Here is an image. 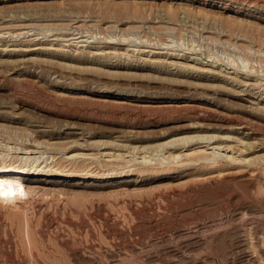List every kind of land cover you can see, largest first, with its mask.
I'll use <instances>...</instances> for the list:
<instances>
[{
  "label": "rangeland",
  "instance_id": "374dc122",
  "mask_svg": "<svg viewBox=\"0 0 264 264\" xmlns=\"http://www.w3.org/2000/svg\"><path fill=\"white\" fill-rule=\"evenodd\" d=\"M0 142L30 189L0 264H264V0H0Z\"/></svg>",
  "mask_w": 264,
  "mask_h": 264
},
{
  "label": "bare ground",
  "instance_id": "6f19581e",
  "mask_svg": "<svg viewBox=\"0 0 264 264\" xmlns=\"http://www.w3.org/2000/svg\"><path fill=\"white\" fill-rule=\"evenodd\" d=\"M168 11H169V14L171 16L169 20H173L174 22H168L167 21L168 24H166L165 28L168 30H174V29H176L175 26L179 25L177 22L180 23L179 13H178L177 9H174L173 7L169 8ZM205 16H207V14H205ZM172 25H174V26H172ZM186 30H187V28H186ZM170 35L171 34H169V36ZM207 37L211 38V40L214 39V37L213 38L209 37V36H207ZM110 39H111V37H110ZM191 40H192V42H194L193 39H191ZM218 40H220V38ZM195 51H197V50H195ZM203 53L206 54L205 52H203ZM209 58H211V57H209ZM230 59L227 61V64L229 66L231 65L236 70L242 69V70H245L246 72H248L249 74H255L257 77H260L258 70L249 65L250 61L247 58H245V57L240 58V60H241L240 62H237V60H235V59H231V60ZM194 139L200 140L201 143H208V142H211L213 139H215V136H212V135L211 136H182V137L173 138V139H170L167 141H163V142L151 145L149 147L135 146L134 147V154H131L129 156L128 161L129 162H139V163L141 162L144 164H164V163L170 162L171 160L179 161V160H182L184 158L187 159V158L193 157V158H197L199 160L207 162L208 165H214V164L218 163V159L216 160L215 155H217V153H218L217 151L222 150V146L219 144H213L211 152L209 151L210 150V148H209L210 144L209 143L207 144V146H197V147H192V148L187 149V150H184V149L181 151L170 150V149H173V147H175L174 145L177 143H182V144L186 145L191 140H194ZM141 148H142V150H141ZM140 151L141 152L143 151L142 153L144 155L139 156L138 153ZM13 152H16V154H17V151L14 150L13 146H10L8 144H3L2 142H0V157L3 159L0 162V211L8 212L9 214L15 215V217H16V215L19 214V209H21V207H23L24 213L27 216L28 210H25V207H26L25 202H27V200H28V193H29L30 189L28 190L27 187L25 186L26 184L24 185V183L21 182V175H23L22 174L23 171H20L18 168H14V167L6 164L7 163L6 159L8 157H10L11 160L15 159L14 156L11 155V154H13ZM43 154L44 153H41L40 156H32V155H30L29 152H26L24 154V156L22 155L19 157V155H16L15 157L17 159H20V162L24 161V162H32L33 163V162L39 161L44 156ZM226 157L232 161L237 160V157H235V155L234 156L233 155H227ZM116 158L122 159V158H126V157L123 156L122 154H118ZM14 161H16V160H14ZM25 223L26 224L22 230V232H23L22 237H23L24 243H26L27 245L30 246V244H31V232H30V227L28 224V218L27 217H25Z\"/></svg>",
  "mask_w": 264,
  "mask_h": 264
}]
</instances>
